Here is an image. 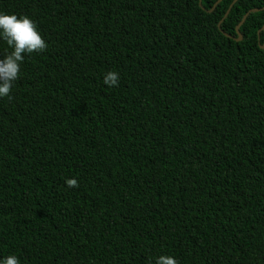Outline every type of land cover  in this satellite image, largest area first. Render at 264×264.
<instances>
[{
    "label": "trees",
    "instance_id": "trees-1",
    "mask_svg": "<svg viewBox=\"0 0 264 264\" xmlns=\"http://www.w3.org/2000/svg\"><path fill=\"white\" fill-rule=\"evenodd\" d=\"M217 1L0 0L47 45L0 98V257L264 264V0Z\"/></svg>",
    "mask_w": 264,
    "mask_h": 264
},
{
    "label": "clouds",
    "instance_id": "clouds-1",
    "mask_svg": "<svg viewBox=\"0 0 264 264\" xmlns=\"http://www.w3.org/2000/svg\"><path fill=\"white\" fill-rule=\"evenodd\" d=\"M0 41H3L10 51L0 59V98L11 99L14 82L20 74V65L24 56L43 52L47 45L40 35L35 23L27 16H17L0 12ZM119 75L115 71H107L102 76L105 86H118ZM65 185L69 188L77 186L75 178H66ZM0 264H19L15 255L0 257ZM154 264H177L170 255H159L154 258Z\"/></svg>",
    "mask_w": 264,
    "mask_h": 264
},
{
    "label": "water",
    "instance_id": "water-1",
    "mask_svg": "<svg viewBox=\"0 0 264 264\" xmlns=\"http://www.w3.org/2000/svg\"><path fill=\"white\" fill-rule=\"evenodd\" d=\"M219 2H221V0H218L217 3H215V5L213 6V8H215ZM200 3H201V0H200ZM231 7H232V6H231ZM231 7L228 9V11H227V13H226V15L224 16L223 19H225V17L228 15V13H229ZM263 9H264V8H263ZM210 11H212V10H210ZM256 11H258V10H257V9H252V10H250L248 13H246V14L244 15L242 21H241V22L239 23V25L236 27V32H237V34H238V36H239L238 40H241V39H242V36H241V34L239 33V28H240L241 25L244 23V21L246 20L247 16H248L251 12H256ZM220 23H221V22H220ZM220 23H219V27H220ZM262 29H264V26H263ZM226 36H228V35H226ZM228 37H229V36H228Z\"/></svg>",
    "mask_w": 264,
    "mask_h": 264
}]
</instances>
